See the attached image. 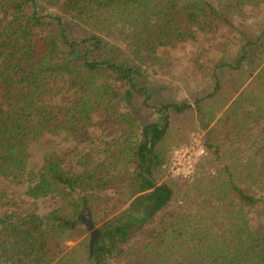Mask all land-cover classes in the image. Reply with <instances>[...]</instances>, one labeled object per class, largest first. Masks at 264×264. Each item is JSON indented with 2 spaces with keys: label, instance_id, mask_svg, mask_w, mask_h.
I'll return each mask as SVG.
<instances>
[{
  "label": "trees",
  "instance_id": "obj_1",
  "mask_svg": "<svg viewBox=\"0 0 264 264\" xmlns=\"http://www.w3.org/2000/svg\"><path fill=\"white\" fill-rule=\"evenodd\" d=\"M210 40L190 103L154 94ZM195 128L198 174L159 182ZM0 264H264V0H0Z\"/></svg>",
  "mask_w": 264,
  "mask_h": 264
},
{
  "label": "rangeland",
  "instance_id": "obj_2",
  "mask_svg": "<svg viewBox=\"0 0 264 264\" xmlns=\"http://www.w3.org/2000/svg\"><path fill=\"white\" fill-rule=\"evenodd\" d=\"M219 51V43L215 42L214 40H210L208 42L202 43L199 42V44H185L182 45L178 50H173L171 53L167 52L166 55H163L161 57V60L157 63V67L159 68L158 71L151 70L149 71L150 75L146 77L148 83L153 87V91L155 95L162 96L164 93L163 91L167 88L173 97L175 98H181L186 99L189 101V103L192 101L191 97L197 93H199L198 88H195L197 86L199 78L197 76L194 77V82L190 83V86L192 87L191 90H187L189 86H186L184 88L181 87L179 90H175V85H179L178 80L179 73L185 71L186 69H190V67H193V64H196L197 62L202 63V61H209L213 60L217 57ZM166 63H165V61ZM159 65V66H158ZM197 77V78H196ZM169 85V86H168ZM195 91H194V89ZM157 89V90H156ZM184 89V90H183ZM162 90V91H161ZM204 131H202L199 128L190 129L188 133L183 137V140L180 141L178 139L179 137L174 133L169 138V146L167 149V158L168 162L165 166V168L161 169V171L158 174V181H165L168 178L175 179L177 181H180L181 184H183L184 181L190 182L192 179H184L183 177L179 175H175L171 173V157L172 152L174 149H179L183 145L189 144L192 139H197L203 141ZM181 137V136H180ZM54 140L51 138H46L39 143H36L32 147L33 154L35 156H39V154L43 153V151L51 148L53 145ZM202 157V156H201ZM196 159L194 163V174L193 177H195V174H198V168L200 165L202 166V158ZM39 159L37 157L34 159L33 163H37ZM74 165H68L66 168H73ZM199 166V167H198ZM54 201L50 199H46L42 207L44 208H51L54 206ZM95 229L98 228L94 227ZM86 239L89 241V235H87Z\"/></svg>",
  "mask_w": 264,
  "mask_h": 264
},
{
  "label": "built area",
  "instance_id": "obj_3",
  "mask_svg": "<svg viewBox=\"0 0 264 264\" xmlns=\"http://www.w3.org/2000/svg\"><path fill=\"white\" fill-rule=\"evenodd\" d=\"M204 154V147L200 140L192 139L187 145L174 149L171 157V173L184 179H192L194 163Z\"/></svg>",
  "mask_w": 264,
  "mask_h": 264
},
{
  "label": "water",
  "instance_id": "obj_4",
  "mask_svg": "<svg viewBox=\"0 0 264 264\" xmlns=\"http://www.w3.org/2000/svg\"><path fill=\"white\" fill-rule=\"evenodd\" d=\"M86 226L89 231L88 246H89V254L91 255L93 247L98 243V240L100 238V231L98 229H95L90 221L86 223Z\"/></svg>",
  "mask_w": 264,
  "mask_h": 264
}]
</instances>
